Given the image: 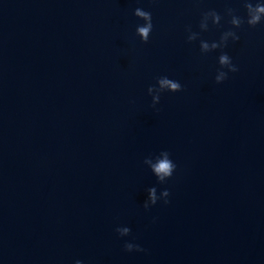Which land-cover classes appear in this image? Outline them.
Returning <instances> with one entry per match:
<instances>
[{
    "label": "water",
    "instance_id": "1",
    "mask_svg": "<svg viewBox=\"0 0 264 264\" xmlns=\"http://www.w3.org/2000/svg\"><path fill=\"white\" fill-rule=\"evenodd\" d=\"M258 3L0 0V264H264Z\"/></svg>",
    "mask_w": 264,
    "mask_h": 264
},
{
    "label": "clouds",
    "instance_id": "2",
    "mask_svg": "<svg viewBox=\"0 0 264 264\" xmlns=\"http://www.w3.org/2000/svg\"><path fill=\"white\" fill-rule=\"evenodd\" d=\"M248 7H251V5H248ZM256 11L257 13H264V4H257L256 5ZM137 16L142 17L143 19H145L146 21H149L145 26L143 27H139L137 28V32L138 34L141 36L142 40H144L145 42L148 41L149 38V34L152 31V22H151V13L149 12H142L140 9L136 10L135 13ZM259 15L254 16L252 18L251 21H249V23L251 24H256L259 22ZM233 23H236V21H233ZM238 39V38H237ZM204 48H207V45H203ZM213 47H216V45H213ZM230 63V59L228 57L227 54L221 55L220 57V64L221 65H227ZM231 72H236L237 68L233 67L230 69ZM227 78L226 74H221L220 76H217L215 78V82L217 84L222 83L221 81H224ZM159 84L161 85V87H167L171 92L176 93L181 91V85L179 82L177 81H172L167 79V77L161 78L159 81ZM165 155H169L168 152H165ZM176 165L168 160V159H164L159 161L156 165H154L153 167V171L156 174L158 180L163 181L165 179V177H171L173 174V171L175 170ZM163 194L165 196H169V192L167 190H165L163 192ZM149 196L152 199L153 203H155V189H149ZM168 201H165V204H167ZM130 231V229H124L122 234H127ZM134 245L126 243L124 245V249L125 251H131L133 249ZM135 249L136 251H143V249L139 248V246L135 245ZM76 264H81V261H76Z\"/></svg>",
    "mask_w": 264,
    "mask_h": 264
}]
</instances>
